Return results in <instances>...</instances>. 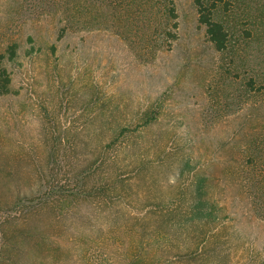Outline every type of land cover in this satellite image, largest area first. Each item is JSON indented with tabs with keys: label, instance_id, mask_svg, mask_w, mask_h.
Returning <instances> with one entry per match:
<instances>
[{
	"label": "rangeland",
	"instance_id": "obj_1",
	"mask_svg": "<svg viewBox=\"0 0 264 264\" xmlns=\"http://www.w3.org/2000/svg\"><path fill=\"white\" fill-rule=\"evenodd\" d=\"M212 17L0 0V264H264V0Z\"/></svg>",
	"mask_w": 264,
	"mask_h": 264
},
{
	"label": "trees",
	"instance_id": "obj_2",
	"mask_svg": "<svg viewBox=\"0 0 264 264\" xmlns=\"http://www.w3.org/2000/svg\"><path fill=\"white\" fill-rule=\"evenodd\" d=\"M205 0H193L197 8L198 21L206 27V35L217 50H222L226 46L227 33L221 23L217 22L212 17V10L217 3L224 0H211L210 4H206ZM170 15L175 17L174 7L170 6ZM14 54L13 48H10V55ZM9 77L4 68L0 67V93L7 92ZM252 163V162H251Z\"/></svg>",
	"mask_w": 264,
	"mask_h": 264
}]
</instances>
